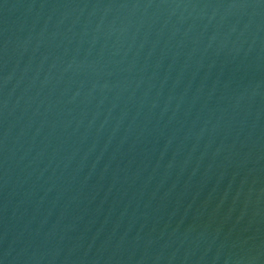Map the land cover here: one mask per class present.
<instances>
[{
	"label": "water",
	"instance_id": "95a60500",
	"mask_svg": "<svg viewBox=\"0 0 264 264\" xmlns=\"http://www.w3.org/2000/svg\"><path fill=\"white\" fill-rule=\"evenodd\" d=\"M0 264H264V0H0Z\"/></svg>",
	"mask_w": 264,
	"mask_h": 264
}]
</instances>
